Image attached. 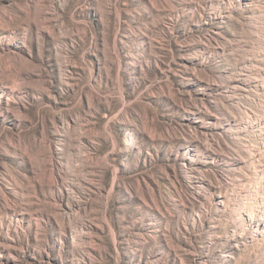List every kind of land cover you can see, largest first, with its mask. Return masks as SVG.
Returning a JSON list of instances; mask_svg holds the SVG:
<instances>
[{
	"label": "rangeland",
	"instance_id": "1",
	"mask_svg": "<svg viewBox=\"0 0 264 264\" xmlns=\"http://www.w3.org/2000/svg\"><path fill=\"white\" fill-rule=\"evenodd\" d=\"M0 264H264V0H0Z\"/></svg>",
	"mask_w": 264,
	"mask_h": 264
}]
</instances>
